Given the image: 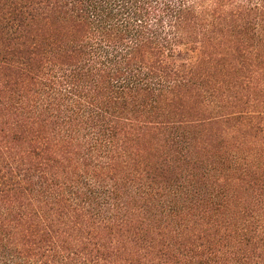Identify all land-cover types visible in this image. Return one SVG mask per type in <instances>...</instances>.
Instances as JSON below:
<instances>
[{
  "label": "trees",
  "instance_id": "trees-1",
  "mask_svg": "<svg viewBox=\"0 0 264 264\" xmlns=\"http://www.w3.org/2000/svg\"><path fill=\"white\" fill-rule=\"evenodd\" d=\"M0 264H264V0H0Z\"/></svg>",
  "mask_w": 264,
  "mask_h": 264
}]
</instances>
